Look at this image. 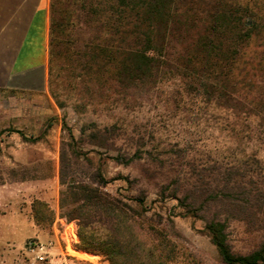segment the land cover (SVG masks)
I'll use <instances>...</instances> for the list:
<instances>
[{
    "label": "rangeland",
    "instance_id": "rangeland-1",
    "mask_svg": "<svg viewBox=\"0 0 264 264\" xmlns=\"http://www.w3.org/2000/svg\"><path fill=\"white\" fill-rule=\"evenodd\" d=\"M177 38L150 77L127 85L92 83L90 92L64 82L63 107L50 90L0 93V264H109L100 253L80 250L77 221L61 218L62 155L67 174L85 184L100 171L109 181L101 190L175 247L172 264H223L206 229L214 221L226 224L235 254L248 255L264 243V208L242 213L246 207L231 205L225 189L231 171L233 182L264 183V143L257 138L264 123L250 124L244 115L234 126L229 110L213 108L208 90L184 74L188 46ZM251 49L244 60L262 74L264 46L256 39ZM253 84L249 99H260L264 76ZM254 154L259 163L249 158ZM236 172L245 178H235ZM38 200L55 211L51 224L35 221ZM69 243L99 260L72 255Z\"/></svg>",
    "mask_w": 264,
    "mask_h": 264
},
{
    "label": "trees",
    "instance_id": "trees-1",
    "mask_svg": "<svg viewBox=\"0 0 264 264\" xmlns=\"http://www.w3.org/2000/svg\"><path fill=\"white\" fill-rule=\"evenodd\" d=\"M174 37L188 46L184 74L208 90L213 108L229 110L234 126L244 115L250 117V124L264 123V93L263 98L249 99L256 87L254 80L264 73H252L255 62L244 60L256 39L264 46V0H51L49 90L63 107L59 91L65 90L64 82H73L76 89L83 84L84 92H90L92 83L98 87L115 81L127 85L133 79L150 77ZM231 131L240 135L234 128ZM257 138L264 143V128ZM249 158L253 164L261 161L256 154ZM122 160L117 158L128 163ZM233 174L229 173L225 187L232 192L226 194L231 205L246 207L242 213L253 208L262 213L264 183L233 182ZM235 176L245 178L240 172ZM92 181L89 185L69 176L62 155L61 218L77 221L80 250L100 253L109 264H172L177 260L176 249L167 238L146 228L101 190L109 181L100 171ZM33 212L39 225L55 219V211L39 200ZM206 229L223 264H264V243L248 255H239L228 242L225 223L214 221ZM68 250L85 260H99L76 251L71 243Z\"/></svg>",
    "mask_w": 264,
    "mask_h": 264
},
{
    "label": "crops",
    "instance_id": "crops-1",
    "mask_svg": "<svg viewBox=\"0 0 264 264\" xmlns=\"http://www.w3.org/2000/svg\"><path fill=\"white\" fill-rule=\"evenodd\" d=\"M50 27L51 0H0V93L49 90Z\"/></svg>",
    "mask_w": 264,
    "mask_h": 264
},
{
    "label": "built area",
    "instance_id": "built-area-1",
    "mask_svg": "<svg viewBox=\"0 0 264 264\" xmlns=\"http://www.w3.org/2000/svg\"><path fill=\"white\" fill-rule=\"evenodd\" d=\"M35 250H31V252H34Z\"/></svg>",
    "mask_w": 264,
    "mask_h": 264
}]
</instances>
